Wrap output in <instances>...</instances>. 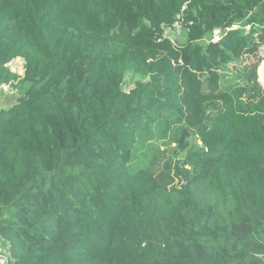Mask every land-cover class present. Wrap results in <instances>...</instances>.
<instances>
[{
	"label": "trees",
	"instance_id": "obj_1",
	"mask_svg": "<svg viewBox=\"0 0 264 264\" xmlns=\"http://www.w3.org/2000/svg\"><path fill=\"white\" fill-rule=\"evenodd\" d=\"M260 46L264 0H0L8 264H264Z\"/></svg>",
	"mask_w": 264,
	"mask_h": 264
},
{
	"label": "rangeland",
	"instance_id": "obj_2",
	"mask_svg": "<svg viewBox=\"0 0 264 264\" xmlns=\"http://www.w3.org/2000/svg\"><path fill=\"white\" fill-rule=\"evenodd\" d=\"M165 31H166L167 35L169 37H171L175 42H180L185 37V31L180 27V25L178 23H176L172 27H169V28L167 27L165 29ZM213 33L211 34V36H213ZM7 65L9 67L11 66L10 69L12 71H14V72H16L18 74H22V72H23V60H22V58H20V57L18 59L14 58L11 61H9L7 63ZM132 81H133V78L129 77V75H126L125 78H124L123 88L124 89H128L129 87H131L133 85ZM7 90H8L7 86H4L3 92L0 94V107L9 105L11 103V100L15 99V97L18 95V92L15 91V90H13V91L9 90L10 92H6ZM171 146L175 147V143H171ZM161 147H163V149L165 148L166 155H170V151H169V148H168L167 145H163L162 144ZM183 154H184V152H181L178 155V157H180Z\"/></svg>",
	"mask_w": 264,
	"mask_h": 264
},
{
	"label": "built area",
	"instance_id": "obj_3",
	"mask_svg": "<svg viewBox=\"0 0 264 264\" xmlns=\"http://www.w3.org/2000/svg\"><path fill=\"white\" fill-rule=\"evenodd\" d=\"M213 32H214L213 33L214 39H217L216 36L218 34V31L214 30ZM164 35H167L166 31H164ZM258 56L260 58L264 59V46H260L258 48ZM4 86H6V85H2V88H4ZM8 249H9L8 242L6 241V239L3 236H0V264H8V261H9V255H8L9 250Z\"/></svg>",
	"mask_w": 264,
	"mask_h": 264
},
{
	"label": "bare ground",
	"instance_id": "obj_4",
	"mask_svg": "<svg viewBox=\"0 0 264 264\" xmlns=\"http://www.w3.org/2000/svg\"><path fill=\"white\" fill-rule=\"evenodd\" d=\"M19 58V57H18ZM18 58H16V59H18ZM22 66V65H21ZM11 67V66H10ZM20 70V69H19Z\"/></svg>",
	"mask_w": 264,
	"mask_h": 264
}]
</instances>
